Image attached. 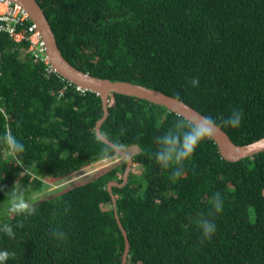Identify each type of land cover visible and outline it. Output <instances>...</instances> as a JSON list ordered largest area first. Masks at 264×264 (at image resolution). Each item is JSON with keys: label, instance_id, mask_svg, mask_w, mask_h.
<instances>
[{"label": "trees", "instance_id": "16d2710c", "mask_svg": "<svg viewBox=\"0 0 264 264\" xmlns=\"http://www.w3.org/2000/svg\"><path fill=\"white\" fill-rule=\"evenodd\" d=\"M37 1L78 69L158 89L218 124L242 110L239 128L221 124L238 145L264 136V0ZM28 48L29 40L0 38V136L10 131L25 145L13 156L0 144V207L10 203L15 183L27 198L45 182L122 159L86 182L30 200L32 216L0 215V224L16 232L14 239L0 233V250L16 254L7 264H123L125 238L108 183L124 182L127 158L95 139L102 99ZM177 115L134 96L110 98L101 132L123 145L137 169L112 189L130 242L126 264H264V151L229 161L213 138L205 139L184 176L173 180V169L157 164L154 153ZM105 146L114 151L102 155ZM216 192L223 211L213 217L215 234L201 242L195 221L207 215ZM54 227L65 241L50 235Z\"/></svg>", "mask_w": 264, "mask_h": 264}, {"label": "water", "instance_id": "95a60500", "mask_svg": "<svg viewBox=\"0 0 264 264\" xmlns=\"http://www.w3.org/2000/svg\"><path fill=\"white\" fill-rule=\"evenodd\" d=\"M8 1L19 4L28 13L29 18L36 25L37 29L46 42L47 57L51 68L66 78L68 81L77 84L80 88L94 91L100 95L103 103L104 115L96 123V134L101 133L102 123L104 122L105 117L109 114L110 98L114 93L145 99L149 102L165 106L177 114H184L193 118L205 116L189 104L185 103L183 100L168 95L158 89L149 88L145 85L132 83L129 81L100 78L78 69L72 63H70V61H68L61 52L49 19L37 0ZM213 139L217 143L221 155L229 161H237L239 159L264 151V136L249 144L238 145L232 141L230 136L220 126ZM101 140L114 147L117 154L127 158V166L124 172V182L118 183L116 181H110L108 183V190L112 194L115 217L118 220V224L125 238V250L122 261L123 264H126L130 250V242L121 218L118 215L116 208L117 197L112 193V189L114 186H123L127 182L129 172L134 164L133 157L126 150L116 147V145L104 135L101 136Z\"/></svg>", "mask_w": 264, "mask_h": 264}, {"label": "clouds", "instance_id": "9594fccd", "mask_svg": "<svg viewBox=\"0 0 264 264\" xmlns=\"http://www.w3.org/2000/svg\"><path fill=\"white\" fill-rule=\"evenodd\" d=\"M193 87L199 86V78L190 81ZM243 118L242 110H233L231 115L223 119L220 124L211 116L190 117L184 114H178L174 124L162 135L158 136L156 143L158 148L154 153V158L163 169H173L171 179L175 180L184 176V164L188 161L198 145L205 139L213 138L219 130L221 124L232 128H239ZM123 131V130H122ZM103 132L95 135L97 142H101ZM0 144L7 147L13 154L18 156L25 151V145L20 142L10 131H6L0 136ZM116 147L123 148V145L117 144ZM114 148L105 146L102 149V155H109ZM134 163V162H133ZM135 165V164H133ZM131 171V170H130ZM130 173V172H129ZM129 176V175H128ZM11 199L9 203V212L16 215L32 216L36 213L34 204L25 199L22 190L15 183L10 190ZM209 211L206 216H201L195 223L201 231V242L210 240L216 232V223L213 217L222 213L224 200L219 192H216L210 199ZM68 208H65V212ZM15 227L22 228L23 224L18 223ZM0 233L9 238H15L16 232L14 226L10 223L0 224ZM50 235L57 241H65L66 233L58 228H52ZM15 253L7 249L0 250V264H7L9 259L15 258Z\"/></svg>", "mask_w": 264, "mask_h": 264}, {"label": "built area", "instance_id": "2783aa9c", "mask_svg": "<svg viewBox=\"0 0 264 264\" xmlns=\"http://www.w3.org/2000/svg\"><path fill=\"white\" fill-rule=\"evenodd\" d=\"M27 18H29L28 13L19 4L8 0H0V38L3 33H6L15 42L29 40L28 51L33 58L45 61L49 64L50 70L55 71L51 68L47 57L45 40L33 22L29 27L25 25ZM1 58L2 51L0 49V63Z\"/></svg>", "mask_w": 264, "mask_h": 264}, {"label": "rangeland", "instance_id": "374dc122", "mask_svg": "<svg viewBox=\"0 0 264 264\" xmlns=\"http://www.w3.org/2000/svg\"><path fill=\"white\" fill-rule=\"evenodd\" d=\"M138 147L131 149L132 150H137ZM133 152V151H132ZM120 157H116L115 159H104L101 161L96 162L95 164L86 167L85 169H83L82 171L72 174L70 176H66L64 178H61L57 181H49V182H45L44 187L38 191H34L32 192L27 198H25L26 200L30 201V200H37L51 192L54 191H59L62 189L67 188V186H70L72 184L75 183H83L86 182L87 180H89L92 176L103 172L105 170H107L108 168L112 167L113 164H118L121 162ZM133 170H137L135 165L132 166ZM21 176L18 177V180H20ZM11 214L13 215L14 213H10L9 212V204L7 205H2L0 207V215H4V214Z\"/></svg>", "mask_w": 264, "mask_h": 264}]
</instances>
